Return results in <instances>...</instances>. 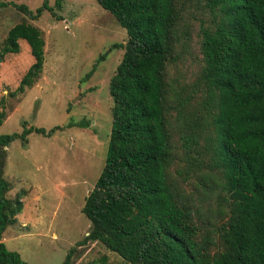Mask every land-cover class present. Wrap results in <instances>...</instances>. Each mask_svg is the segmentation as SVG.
Returning a JSON list of instances; mask_svg holds the SVG:
<instances>
[{
    "label": "trees",
    "instance_id": "1",
    "mask_svg": "<svg viewBox=\"0 0 264 264\" xmlns=\"http://www.w3.org/2000/svg\"><path fill=\"white\" fill-rule=\"evenodd\" d=\"M96 2L127 41L108 84L104 166L82 208L90 229L77 246L99 242L127 264H264V0ZM14 7L32 20L54 14L47 0L35 11ZM19 40L34 62L12 96L44 64L42 32L26 22L7 32L0 63ZM5 119L2 107L0 126ZM60 129L0 136V264H27L1 241L22 209L19 195L7 197L6 148Z\"/></svg>",
    "mask_w": 264,
    "mask_h": 264
},
{
    "label": "rangeland",
    "instance_id": "2",
    "mask_svg": "<svg viewBox=\"0 0 264 264\" xmlns=\"http://www.w3.org/2000/svg\"><path fill=\"white\" fill-rule=\"evenodd\" d=\"M0 2L8 4L0 8V47L21 22L39 28L45 42L42 72L22 94L11 95L34 62L27 42L19 40V52L0 63V111H6L0 136L21 134L24 127L63 128L49 136L31 132L6 148L7 197L19 195L22 209L1 241L27 264H62L71 248H77L73 264L102 256L127 264L99 242L77 246L90 229L82 208L105 162L112 124L108 84L122 58L126 31L96 0H47L54 14L45 10L36 20L14 5L35 11L43 0ZM81 121L89 125L66 127Z\"/></svg>",
    "mask_w": 264,
    "mask_h": 264
},
{
    "label": "water",
    "instance_id": "3",
    "mask_svg": "<svg viewBox=\"0 0 264 264\" xmlns=\"http://www.w3.org/2000/svg\"><path fill=\"white\" fill-rule=\"evenodd\" d=\"M90 192L88 193V196H89Z\"/></svg>",
    "mask_w": 264,
    "mask_h": 264
}]
</instances>
